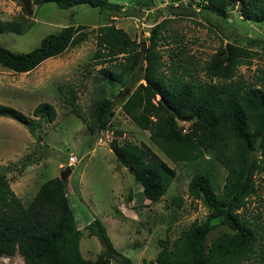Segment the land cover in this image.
Returning <instances> with one entry per match:
<instances>
[{"label":"trees","instance_id":"16d2710c","mask_svg":"<svg viewBox=\"0 0 264 264\" xmlns=\"http://www.w3.org/2000/svg\"><path fill=\"white\" fill-rule=\"evenodd\" d=\"M145 1L147 7L154 0ZM31 2L37 6L52 2L62 9L86 4L109 12L118 9L120 13V5L113 0ZM194 3L220 15H224L228 6L237 5L246 19L264 24V0ZM166 22L167 19H162L153 25L140 48L123 28L112 23L91 30L84 25H67L43 36L27 52H15L0 45V65L15 73L29 72L42 61L80 45L93 33L92 57L96 64H101L99 73L104 78L125 85L128 73L135 72L138 77L134 81L136 86L122 99L100 95L91 106L90 120L77 107L76 95L67 90L65 100L71 105V112L86 124L90 133L110 126L119 103L135 125L149 131L151 143L171 162L191 161L203 150L226 170L220 194L216 193L208 170L191 175L188 196L202 200L210 212L203 222L193 220L174 239L170 240L167 232L158 239L153 264H264V219L258 216L250 221L245 210H240L252 195H258L255 177H264V67L258 68L249 80L237 75L239 67L251 63L257 53L235 40L220 43L203 67L205 79L196 77L191 72L196 69L187 67L190 62L175 58L172 50L169 64L165 65L158 47L160 40L166 38L162 34ZM14 28L17 30L18 25ZM4 30L0 24V32ZM32 115L38 121L50 123L57 113L50 102L40 101L32 109ZM0 116L10 117L32 131V119L11 105L0 103ZM178 121L187 125L182 128ZM109 147L118 164L130 170L142 197L159 201L175 178L176 170L146 144L119 143L114 138ZM181 203L180 196L172 197L171 204ZM215 218L225 229L207 240L214 229L211 220ZM84 228L88 236H96L101 243L94 259L96 264H111L112 259H118L120 264H133L113 246L100 219L90 220ZM80 235L65 180L59 176L46 179L24 205L11 188L9 178L0 171V258L18 253L24 264H89L90 260L83 257L79 248Z\"/></svg>","mask_w":264,"mask_h":264},{"label":"rangeland","instance_id":"374dc122","mask_svg":"<svg viewBox=\"0 0 264 264\" xmlns=\"http://www.w3.org/2000/svg\"><path fill=\"white\" fill-rule=\"evenodd\" d=\"M118 9L105 11L86 4L58 8L54 3L39 6L32 3L33 13L28 15L19 0H0V45L15 51L27 52L37 46L43 36L55 33L67 25H84L86 30L112 23L123 28L141 47L153 25L167 19L160 40L162 61L169 64L172 50L175 58H184L194 67L191 72L205 79L203 67L222 42L238 41L257 55L251 63L241 65L237 75L249 80L264 67V24L246 19L238 6L227 7L224 15L197 6L204 0H154L147 7L145 0H113ZM18 25L17 30L14 28ZM6 26L8 27L6 29ZM10 26V28H9ZM183 52H180V50ZM95 51L93 33L80 45L61 55L42 61L29 72L15 73L0 65V103L11 105L32 119V131L22 123L0 116V171L10 180L15 194L27 205L37 187L46 179L60 176L71 167L65 179L70 205L75 212L76 226L81 230L79 248L89 264L102 246L96 236H88L84 226L98 218L106 226L116 250L129 257L133 264H153L159 249L158 239L167 232L174 239L193 220L203 222L210 212L202 200L188 196L187 184L198 170H208L214 189L221 193L226 170L207 151L187 162H171L151 141L149 131L139 128L117 104L110 126L106 130L90 133L86 124L70 110L66 102L67 90L76 95L77 107L91 119L92 104L104 94L110 99H122L136 86L137 74L126 75V84L104 78L92 56ZM113 63H106L112 66ZM105 65V64H104ZM164 67V66H163ZM103 89V92L102 90ZM40 101L50 102L56 109L52 122L38 121L32 109ZM187 124L178 121V126ZM118 130L119 135L113 133ZM146 144L176 170V176L165 194L157 202L143 198L139 185L130 170L118 164L109 147L110 141ZM77 162L68 165V157ZM258 195L245 203V216L250 221L264 219V177L256 176ZM180 196V206L171 204ZM130 197V198H129ZM214 229L207 240L225 227L218 218L211 220ZM169 227V228H168ZM168 229V231H167ZM0 264H24L16 253L1 257ZM111 264H120L112 259Z\"/></svg>","mask_w":264,"mask_h":264},{"label":"water","instance_id":"95a60500","mask_svg":"<svg viewBox=\"0 0 264 264\" xmlns=\"http://www.w3.org/2000/svg\"><path fill=\"white\" fill-rule=\"evenodd\" d=\"M25 10V12L28 14V15H31L33 13V10H32V2L31 0H19ZM71 172V167L70 166H67L65 167L62 171H61V174H60V178L62 180H65L67 178V176L69 175V173Z\"/></svg>","mask_w":264,"mask_h":264},{"label":"built area","instance_id":"2783aa9c","mask_svg":"<svg viewBox=\"0 0 264 264\" xmlns=\"http://www.w3.org/2000/svg\"><path fill=\"white\" fill-rule=\"evenodd\" d=\"M77 162V159L74 155L68 157V165H74Z\"/></svg>","mask_w":264,"mask_h":264}]
</instances>
